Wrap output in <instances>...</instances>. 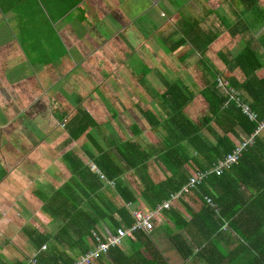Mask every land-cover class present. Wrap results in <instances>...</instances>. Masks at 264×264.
Here are the masks:
<instances>
[{"label":"trees","instance_id":"1","mask_svg":"<svg viewBox=\"0 0 264 264\" xmlns=\"http://www.w3.org/2000/svg\"><path fill=\"white\" fill-rule=\"evenodd\" d=\"M84 1L0 0V36L14 35L36 71L55 69L60 79L62 75L63 80L70 78L69 83L72 72L54 65L59 57L52 55L48 51L51 47L47 45L52 33H56L54 28L57 23L69 17L73 9L82 8ZM51 40L53 45L59 46L56 39ZM64 50L62 45L60 55H64ZM236 59L238 64L243 61L251 66L244 68L245 65L240 64L248 74L247 80L231 84V87L222 77H218L205 87L200 94L208 101L209 111L201 119L202 123L191 120L184 111L190 95L195 92L176 82L170 84V89L162 98L166 109H171L169 124L165 122L169 135L164 138L163 145L157 147L145 145L135 138L126 141L115 139L111 125L113 118L98 121V117L81 105L84 96H88L85 89L76 94V86L74 91L68 85L64 90L70 92V99L77 105L76 111L69 106L61 114L65 137L63 160L69 167L70 175L61 186L54 187L52 183L50 187L53 190L50 191L46 190L43 182L47 174L43 178L39 174L36 177L39 183H33L35 195L44 202L43 211L54 220L57 230L48 233L34 225H27L22 234L35 254L25 253L12 259L1 254L0 264H76L87 253L97 250L102 242L118 234L119 228L132 229L137 222L135 210L139 209L136 205L140 201L151 210H157L159 205L168 201L171 204L156 213L153 230H131L121 244L100 251L91 264H169L152 239V232L159 227L157 218L162 212L171 220L166 225L173 231L171 242L184 259L195 255L194 244L198 247V255L208 264H221L224 261L226 264H264V220L251 217L262 213L254 208H260L258 204L264 201V135L256 134L259 121L264 119V78L256 74L261 60L251 47ZM75 72L82 78L87 70L78 66ZM66 85H55L54 89ZM234 96L248 103L257 113V119L249 117ZM105 100L108 101L107 98ZM58 103H61L60 99L52 95L47 107H39L33 113L43 120L51 114L59 116ZM43 109H46L47 115L38 114ZM15 113L18 114L14 116ZM25 113L17 108L11 109L9 114L12 118L22 119ZM144 113L150 116L151 121L157 118L149 111ZM20 126L17 128L24 131L18 136L21 138L30 136L32 140H42L48 134L45 132L46 125L39 131L26 128L28 125ZM134 127L137 129L136 125ZM243 134L248 137L255 134V143L236 163L219 173V162L232 153L237 144L231 135L240 138ZM75 142L81 143L86 156L72 147ZM2 145L5 150V143ZM239 169L258 170L261 173L246 179L237 176L236 170ZM131 174L139 182L138 188L128 181ZM193 177L197 181L192 185ZM253 178L260 180L261 188L254 196L245 197L242 185H247ZM186 186L190 187L188 191ZM109 189L115 193L116 199L108 193ZM177 193L180 195L174 200L173 195ZM188 195L201 202L200 209L187 203ZM182 204L191 218L185 217ZM55 221H58V226ZM226 228L240 236L245 251L234 255L220 247L219 236ZM144 252L149 256H145ZM153 257L155 261H150Z\"/></svg>","mask_w":264,"mask_h":264},{"label":"crops","instance_id":"2","mask_svg":"<svg viewBox=\"0 0 264 264\" xmlns=\"http://www.w3.org/2000/svg\"><path fill=\"white\" fill-rule=\"evenodd\" d=\"M155 8H158V12H160V20L156 23L157 26L159 25L157 32L168 24L175 25L174 43H171L172 39L169 35L159 38L156 35L157 32H152V29L151 32H146L148 36L152 35L151 38L142 39L137 35L133 24H137L143 15L152 13ZM73 10L69 17L59 21L55 26L56 33H52L53 35L50 37V43L47 46L51 48L48 51L59 57V62L57 61L54 65L72 72L71 78L77 76L75 69L78 66L90 72L98 70L95 74L92 73L93 81L90 82V76L83 78L88 86L85 89L88 96H84L81 103L96 117L99 118V115L95 111L102 103L101 107L106 109L105 98L110 101L113 100V96H120L119 101L122 105L116 109L119 111V115L113 117L111 122L114 132L112 134L117 140L126 141L135 138L145 145L152 144L153 147L163 145L164 138L169 135L168 125H165V122L169 124L170 117L168 115L171 109H166L167 106L162 98L170 89V84L175 82L187 87L189 91L195 92L189 97L185 113L191 120L202 123L201 119L209 111V103L200 92L214 83L218 77H222L224 82L231 87V84L244 83L248 74L242 66L245 65L244 68L251 66L239 61L241 66L236 58L249 47L255 50L260 57L261 63L256 74L259 78H264V0H86L82 8ZM167 13L169 15H166ZM131 28L134 32L131 31ZM131 36L134 41L131 40ZM4 38H10L12 41L7 44L3 43L6 40ZM52 38L56 39L59 46L53 45ZM141 40L143 41L141 42ZM46 43L48 44L47 41ZM0 45H4L0 47L6 51L0 49V52L3 51L5 55L3 61L11 60L15 54L19 66L25 64L33 69L25 49L14 35L2 37ZM62 45L65 47L64 55H60ZM212 45L215 48H210ZM178 49L181 50V54ZM87 53H92V55L87 56ZM186 54H190L192 60L186 59ZM1 57L0 62H2ZM131 61L134 64L129 66L128 62ZM202 62L204 64H201ZM17 69L19 70V68ZM18 70H16V74ZM52 70L49 68L37 70L34 79L39 80L40 86H34L32 90L28 88L29 85L25 79H18L14 83L7 77L2 81L4 89L0 86V96H2L0 102L6 110L0 112V255L6 254L9 259H12L13 256H22L25 253L35 254L34 249L22 234L27 225H34L48 233L57 230L53 223L54 220L42 209L44 202L38 195H35L33 183H39L36 177L41 174L43 178V175L47 174V179L43 182L46 190L50 191L53 190V187H50L52 183L54 187L61 186L70 175L69 167L63 160L62 145L65 137L63 119L61 118V114L66 112L69 106L71 109L77 110L74 100L69 97L70 92H67L68 94L65 92L67 101L60 100L61 103H58L60 107L57 111L60 118L51 114L50 117L44 118L46 120H42L41 125H37L34 120L35 114L32 113L39 107H47L45 100L46 98L50 99L49 94L56 97V92L60 90V88L54 89V86L57 87L62 85L61 81L64 82L63 75L60 79L58 74H54L57 83L46 90L42 80L48 77ZM112 78L115 79V82L107 85L106 81ZM90 84L95 85L91 87ZM135 84L146 85V87L138 91ZM103 85L111 86L110 89L102 90ZM69 86L73 89L72 85L69 84ZM117 87L119 90H115ZM136 91L140 97L146 95L147 98H143L147 104H144V100H142V104H135L133 93ZM75 92L76 94L80 93V89L77 88ZM100 95L104 99L102 102L99 100ZM17 108L21 112L28 113L29 117L27 118L29 119L23 121L19 118H12L9 113L11 109ZM145 111L155 114L156 120L151 121L150 116L144 113ZM116 113L118 112L116 111ZM72 114L74 113L72 112ZM119 117L121 122L125 121L122 123L123 128L118 130L115 123ZM51 119L58 122L57 130L54 129ZM158 121L160 125H158ZM44 125H46L45 132L48 133L45 138L42 140H32L29 138L30 136L26 138L28 141L31 140L28 142L31 146L36 143L31 148H28L30 145L27 142L23 148L16 142L7 143L6 141L7 137L9 139L21 138L18 136L24 131L17 128L18 126L34 129V126L42 127ZM135 125L137 129L134 127ZM54 131L57 133L56 136H54ZM258 133L264 135V129ZM8 134L10 135L8 136ZM248 136L243 134L237 138L235 135H231L236 143ZM2 143H5V150H3ZM48 146H51V150H46L49 148ZM44 149L46 152L43 155ZM74 149L86 156L81 147L80 150L75 147ZM37 150L42 154H37ZM23 164L25 166H22ZM1 165H4V168ZM155 165L158 167L157 164ZM5 170L9 177L17 178V184L8 181L9 178L6 177ZM236 171L237 176H243L246 179H251L261 173L251 169ZM161 175L164 176L163 173ZM128 177V181L138 188L139 182L133 178V175ZM260 184L258 178H253L247 185H242V189L246 193L245 197L254 196L261 188ZM27 193H29V197H27ZM108 193L115 199L117 198L112 189H109ZM15 196L24 200L26 206L31 207L23 209L20 213L18 211L17 217H15L16 207H19V203L15 202ZM187 199V203L195 209L201 208V202L192 199L190 195L187 196ZM258 206L260 208L255 207L254 209H258L262 213L251 215V217L261 221L264 220V201ZM179 207L181 208V206ZM136 208L143 209L147 206L140 201ZM182 209L185 217L191 218L183 204ZM157 221L159 227L152 232V239L169 264H208L198 255V247L193 243L195 255L184 259L171 242L173 231L166 226L167 222L171 220L165 217L162 212ZM55 222L57 225L58 221ZM18 228L19 237L17 238L14 231ZM185 236L192 242L187 233ZM219 238L220 247L226 253L235 255L240 251H245L244 246L241 245V238L236 232L226 228ZM16 241L21 243L18 244L21 247L18 252L11 249L16 246ZM158 254L159 252L156 256ZM144 255L149 256L146 252ZM150 261H155V258H151ZM221 264H226V261ZM236 264H240V262Z\"/></svg>","mask_w":264,"mask_h":264},{"label":"rangeland","instance_id":"3","mask_svg":"<svg viewBox=\"0 0 264 264\" xmlns=\"http://www.w3.org/2000/svg\"><path fill=\"white\" fill-rule=\"evenodd\" d=\"M159 10H158V8H155V9H153V12L152 13H149V14H146V15H143L142 17H141V20L139 21V22H137V24H133V26H134V28L137 30V35L139 36V37H141L142 39L143 38H151L152 37V35H147L146 34V32H151L150 30L152 29V32L153 31H156L157 32V30H158V28H159V25L157 26L156 25V23L157 22H159V20H160V16H159V13L160 12H158ZM166 15H169V13H167ZM167 23V22H166ZM7 25V24H6ZM10 25H11V27H12V22L10 23ZM157 26V27H156ZM170 27V28H169ZM167 28V29H166ZM169 28V29H168ZM166 29V30H165ZM1 31V30H0ZM131 31H133V29L131 28ZM134 32V31H133ZM1 33H2V31H1ZM173 33H176V28H175V25H169L168 24V26L166 25V26H164L161 30H159L157 33H156V35L160 38V36H170V38L172 39V41H171V43H174V40H175V38H176V35H173ZM12 35V34H11ZM5 35H2L1 34V36H0V39L2 38V37H4ZM128 36H130V35H128ZM133 36H131V40H133L134 41V39L132 38ZM135 38V37H134ZM4 39H6L5 41H3V43H9V42H11L12 40L10 39V38H4ZM143 40H141V42H142ZM0 46H4V45H0ZM210 48H215L214 47V45H212V46H210ZM0 49L1 50H3V51H5V49L4 48H2V47H0ZM179 50V49H178ZM3 51L2 52H0V57H1V61L2 62H0V86L2 87V89H4V85H3V83H2V81L4 80V79H6L7 77H8V79L10 80V81H12V82H16L18 79H25V80H27V84L29 85V89H34V86H38V85H40L39 83H38V81L37 80H35L34 79V77H36L35 76V74H36V70L33 68H30L29 66H27V65H21V66H19L18 65V58L15 56V54H14V57L11 59V60H8V61H3V58L5 57V55H4V53H3ZM6 52V51H5ZM179 54H181V50H179ZM87 56H89V55H92V53H87L86 54ZM177 55V54H176ZM190 59V60H192V57L190 56V54H186V59ZM132 60H134V59H132ZM13 62V64H10V63H12ZM9 63V64H8ZM134 64V62H128V65L129 66H132ZM201 64H204L203 62L201 63ZM86 66H87V64H85ZM205 65H207V63H205ZM17 68H19V70L17 69ZM16 70H18V73L16 74ZM30 71H32V72H30ZM60 71H61V69H60ZM98 70H95V71H87L85 74H84V76L82 77V78H80V77H78V76H74V78H71V81L68 83L67 81H68V79H70V78H64V82L62 81V84H66V83H68V85L70 84V85H72L73 86V88H74V86H76V90H77V86H78V88L80 89V92L83 90V89H87L88 88V86H86V83H85V81L83 80V78H89V76H90V82L91 81H93V79H94V77H93V75H92V73L93 74H95L96 72H97ZM56 73V71H55V69H53L52 71H50V73H49V76L48 77H45L43 80H42V82H43V84H44V87L46 88V90H48V89H50V88H52V86L55 84V83H57V78L54 76V74ZM51 75V76H50ZM115 82V79H109V80H107L106 81V84L108 85V84H110V83H114ZM152 84H153V82H152ZM93 85H95V84H90V86L92 87ZM107 85H103L102 87H101V89L103 90V89H110V86L111 85H109V86H107ZM112 85H115V84H112ZM134 85V84H133ZM136 86H137V88H138V91H141L144 87H146V85L145 86H142V85H137V84H135ZM126 86H131V85H126ZM67 87V85L63 88V87H61V89L59 90V91H57L56 92V94H57V97L61 100V101H67V99L65 98V95H66V93H65V88ZM70 87V86H69ZM75 89V88H74ZM69 90V89H68ZM115 90H119V88L117 87ZM64 91V92H63ZM84 92H87V91H85L84 90ZM101 94V93H100ZM3 96H4V94H2ZM50 96H52V94L50 93L49 94ZM133 98H134V100H135V104H142V100H144L145 98H147L146 97V95H143V97H145V98H143V97H140L139 95H138V92L136 91L135 93H133ZM0 98H1V100H2V96H0ZM119 99H120V96H113V100H110V101H106L105 102V106H106V109L105 108H103V107H101L102 105H103V103L100 105V107H99V109L98 110H96L95 112L99 115V120L98 121H100V122H104V121H107V120H110V119H112L114 116H116V115H119V111L118 110H116L117 108H120L121 107V105H122V103L119 101ZM99 100L102 102V101H104V99L102 98V96L100 95L99 96ZM47 103L49 102V99H47L46 98V100H45ZM43 103V102H42ZM11 104V103H10ZM144 104H147V101L146 100H144ZM9 107H11V106H9ZM5 107L1 104V102H0V112H5L6 110L4 109ZM111 110H110V109ZM133 109H134V107H133ZM170 109V108H169ZM14 110V109H13ZM116 111L118 112V113H116ZM185 111V110H184ZM33 113V112H32ZM45 114V115H47V113H46V109H43V111L42 110H40V111H38V114ZM18 113H15L14 115H17ZM37 114V113H36ZM114 114V115H113ZM35 117H34V120H35V123L37 124V125H41V123H42V118L41 117H37L36 115H34ZM27 117H28V115H27V113H25L24 114V116L22 117V120L24 121V119L26 120L27 119ZM44 118H46V117H44ZM34 120H32V121H34ZM52 120V125H53V127H54V129L55 130H57V128H58V122L56 121V120H54V119H51ZM128 120V119H127ZM125 121V120H124ZM124 121H122L121 122V118L119 117L118 118V120H117V122L115 123V127H117L118 128V130L119 129H121V128H123V125H122V123H124ZM126 125H128L127 123H126ZM34 129H35V131H39V130H42V128L40 127V126H34ZM10 134H8V136H9ZM54 136H56V131H54ZM80 140V139H79ZM79 140H77V141H79ZM82 140V139H81ZM83 140H87V139H83ZM6 141H7V143L9 142H16L17 144H19L20 146H22L23 148L25 147V143L28 141L26 138H19V139H15V138H11V139H9L8 137L6 138ZM31 140H29V142H30ZM28 143V142H27ZM57 142L55 141V144H56ZM30 146H28V148H31V147H33V146H35L36 145V143H34L33 144V146H31V144H29ZM79 145V146H78ZM9 146L11 147V145L9 144ZM75 147L76 149H79L80 150V147H81V143H74L73 145H72V147ZM49 148L48 149H46V150H51V146H48ZM73 147V148H74ZM6 149V148H5ZM11 149H12V147H11ZM81 149L82 150H84L82 147H81ZM45 149L43 150V155L45 154ZM36 153L37 154H40V151L39 150H37L36 151ZM41 154H42V152H41ZM40 154V155H41ZM1 162H2V160H1ZM35 164V163H34ZM3 168H4V165H1ZM22 166H25V164H23ZM6 177L7 178H9V182H12L13 184L14 183H16V181H17V178H13V177H9L8 176V173L6 174ZM17 184V183H16ZM8 185V184H7ZM16 197V196H15ZM15 202H18L19 203V207H16L17 209H16V215H15V217H17L18 215H19V213L23 210V209H30L31 207H28V206H26L25 205V203H24V200H22L21 198H19V197H16L15 198ZM18 211H19V213H18ZM20 228V227H19ZM19 228L18 229H16L15 231H14V235L18 238L19 237V235H18V230H19ZM17 242V241H16ZM18 244H21L20 242H17V244H16V246L14 247V248H11L12 249V251H15V252H18V251H20L21 250V247L18 245ZM10 246H12V245H10ZM24 255V254H23Z\"/></svg>","mask_w":264,"mask_h":264},{"label":"built area","instance_id":"4","mask_svg":"<svg viewBox=\"0 0 264 264\" xmlns=\"http://www.w3.org/2000/svg\"><path fill=\"white\" fill-rule=\"evenodd\" d=\"M233 97V96H232ZM237 101L238 105L241 106L244 110V112L249 115L252 119H257L258 115L257 113L251 108V106L241 100L239 97L234 96ZM264 129V119L259 121V125L256 128V134ZM255 142V134L252 135L251 137L245 138L241 143L237 144L235 149L233 150L232 153H229L224 156V158L219 162L220 164L217 167V171L219 173H222L226 168L230 167L233 163H236L241 156L243 155L244 150L249 146L252 145ZM204 176V175H203ZM201 178V177H200ZM202 179H200L201 181ZM197 181L196 177L192 178V185ZM199 181V182H200ZM190 187L186 186L185 189L188 191ZM179 193L174 194L173 198L174 200L179 197ZM211 203L212 199H209ZM171 204V201L165 202L163 205H159L157 207V210H150V209H145V210H138L135 212V218L137 222L133 225L132 229H124V228H119L118 229V234H115L111 236L107 241L102 242L100 246L97 248V250L90 251L87 253L83 258H80L79 261H77L76 264H91L92 261L94 260L95 257L99 255L100 251H107L111 247L117 246L121 244L122 239L124 236L130 233L131 230H136L138 228H144L148 231L153 230L154 228V222L153 218L155 217L156 213L161 210L163 207H169Z\"/></svg>","mask_w":264,"mask_h":264},{"label":"clouds","instance_id":"5","mask_svg":"<svg viewBox=\"0 0 264 264\" xmlns=\"http://www.w3.org/2000/svg\"><path fill=\"white\" fill-rule=\"evenodd\" d=\"M243 140H244V139H243ZM243 140H242V141H243ZM242 141H240L239 143H241ZM239 143H237V144H239ZM254 143H255V142H254ZM254 143H253V144H254ZM237 144H236V146H237ZM253 144H252V145H253ZM250 146H251V145H249L245 150H247ZM245 150H244V151H245ZM243 153H244V152H243ZM242 156H243V155H242ZM145 209H150V208L147 207V208L138 209V210H145ZM138 210H135V212L138 211ZM150 210H151V209H150Z\"/></svg>","mask_w":264,"mask_h":264},{"label":"bare ground","instance_id":"6","mask_svg":"<svg viewBox=\"0 0 264 264\" xmlns=\"http://www.w3.org/2000/svg\"><path fill=\"white\" fill-rule=\"evenodd\" d=\"M214 39V38H213ZM62 82V81H61Z\"/></svg>","mask_w":264,"mask_h":264},{"label":"flooded vegetation","instance_id":"7","mask_svg":"<svg viewBox=\"0 0 264 264\" xmlns=\"http://www.w3.org/2000/svg\"><path fill=\"white\" fill-rule=\"evenodd\" d=\"M20 119V118H19Z\"/></svg>","mask_w":264,"mask_h":264}]
</instances>
